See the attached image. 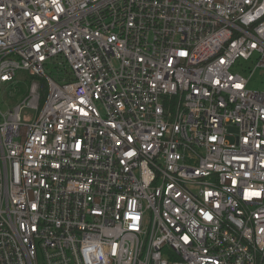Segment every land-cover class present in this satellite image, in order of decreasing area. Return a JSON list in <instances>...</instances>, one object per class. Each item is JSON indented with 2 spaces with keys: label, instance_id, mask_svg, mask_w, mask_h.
Instances as JSON below:
<instances>
[{
  "label": "built area",
  "instance_id": "obj_1",
  "mask_svg": "<svg viewBox=\"0 0 264 264\" xmlns=\"http://www.w3.org/2000/svg\"><path fill=\"white\" fill-rule=\"evenodd\" d=\"M241 61L264 0H0V264H264Z\"/></svg>",
  "mask_w": 264,
  "mask_h": 264
},
{
  "label": "rangeland",
  "instance_id": "obj_2",
  "mask_svg": "<svg viewBox=\"0 0 264 264\" xmlns=\"http://www.w3.org/2000/svg\"><path fill=\"white\" fill-rule=\"evenodd\" d=\"M241 62L246 66H251V68H244L242 70L240 68V65H238V69L242 70V72L249 77V87L253 90L264 89V69L255 68L253 62H244V61ZM49 73H51L53 77L57 75V71L52 67L49 68ZM18 80H19L18 83L5 84L2 87L0 93V100H1V107L4 111L8 110L9 108H12L16 103H18L24 97V95L27 92V87L29 86L31 77L24 72H19ZM30 112L31 111H29V114H31Z\"/></svg>",
  "mask_w": 264,
  "mask_h": 264
},
{
  "label": "trees",
  "instance_id": "obj_3",
  "mask_svg": "<svg viewBox=\"0 0 264 264\" xmlns=\"http://www.w3.org/2000/svg\"><path fill=\"white\" fill-rule=\"evenodd\" d=\"M43 99L45 98V94H47V90H48V88H47V85H46V83H45V81L43 80Z\"/></svg>",
  "mask_w": 264,
  "mask_h": 264
}]
</instances>
